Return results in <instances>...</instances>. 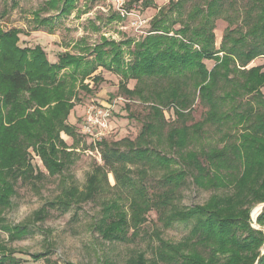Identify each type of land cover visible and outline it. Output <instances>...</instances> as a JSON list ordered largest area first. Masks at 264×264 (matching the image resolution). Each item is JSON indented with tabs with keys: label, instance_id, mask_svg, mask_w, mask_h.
I'll list each match as a JSON object with an SVG mask.
<instances>
[{
	"label": "trees",
	"instance_id": "1",
	"mask_svg": "<svg viewBox=\"0 0 264 264\" xmlns=\"http://www.w3.org/2000/svg\"><path fill=\"white\" fill-rule=\"evenodd\" d=\"M188 1L169 0L150 19L142 38L105 40L86 61L62 52L51 62L40 45L18 47L16 29L0 36L2 46L20 54V64L0 72L7 87L2 94L6 111L0 114V228L10 241L30 232L27 225H10L1 216L11 205L16 181L28 182L39 193L37 182L44 175L31 162V148L49 176H60V192L36 211L37 219L49 209L64 213L101 195L105 200L93 227L108 241H134L152 210L164 229L190 223L178 241L156 230L152 256L138 251L126 264H264V205L255 218L258 227L250 219L251 209L264 203V71L249 66L264 58V0L239 6L237 0H191L185 12ZM58 3L59 15L74 6V0H49L47 7ZM216 19L227 23L218 47ZM123 44L132 45L127 61ZM96 63L119 75L118 89L148 103L149 111L134 139L93 142L101 162H94L79 187L64 173L74 152L60 133L76 134L67 120L75 105L69 103L73 89H65L77 73L86 76ZM93 78L98 82L102 75ZM129 80L135 81L133 88L127 87ZM196 99L206 108L204 115L186 123ZM165 108H172L179 122L166 132ZM208 125L222 132L221 146L198 145ZM163 142L175 155L157 148ZM188 177L195 186L213 191L203 203L180 206L179 189ZM0 249V264H20L16 250L2 243ZM30 256L37 260L44 253ZM97 264L114 263L104 258Z\"/></svg>",
	"mask_w": 264,
	"mask_h": 264
},
{
	"label": "rangeland",
	"instance_id": "2",
	"mask_svg": "<svg viewBox=\"0 0 264 264\" xmlns=\"http://www.w3.org/2000/svg\"><path fill=\"white\" fill-rule=\"evenodd\" d=\"M48 1L0 0V36L12 29L18 30L20 32L17 34L18 47L40 45L51 62H56L62 52L86 61L97 51L98 44L105 40L120 43L127 38L133 40L142 38L150 29V19L157 13L158 8L161 6L166 8L169 3V0H74L71 10L67 14L59 15L61 4L48 8ZM145 1L149 3L148 7L144 6ZM192 1L185 3L183 8L185 12L190 9ZM245 2L246 0H237L236 4L239 6ZM124 10L126 15L121 19L120 11ZM173 14L175 16L176 13L172 12ZM185 15L186 13L183 14ZM43 18L48 22L40 23L39 20ZM138 20H146V23L137 28L134 22ZM226 26V21L216 19L214 29L216 47L220 45ZM104 48L108 49L109 46ZM122 48L123 58L126 61L131 59L128 49H131L132 45L127 47L123 44ZM19 55L13 53L11 47L0 44V72L20 64V61H17ZM110 56L106 57V61H109ZM255 60L252 62H255L256 66H261L264 71V58L259 57ZM210 62L206 61L208 67L211 66ZM254 64L250 63L249 66ZM63 70L65 69L59 71L60 74L64 72ZM99 73L102 80L97 82L93 76H98ZM77 76L65 89V91L73 89L69 103L75 105L69 112L67 120L69 124L74 125L76 134L71 137L61 132L60 136L69 147H73L74 152V162L64 173L72 176V181L82 187L94 162H101L98 149H93L95 145L93 142L97 140L94 141L91 135L83 131L88 116L93 113V107L110 109L108 129L102 131V138L107 140H118L123 137L134 139L143 121L146 120L149 108L148 103L141 102L137 97L124 95L118 89L120 76L103 69L100 63H96L95 69L86 76L80 73H77ZM84 85H87V88H84ZM134 85V80L127 82L129 88H133ZM6 88V85L0 82V114L6 111L2 100ZM262 90L264 91V87ZM205 110L206 108L196 99L191 119L186 123L200 120ZM164 115L166 119L164 132L168 127L179 124L175 120L172 108H165ZM204 129L206 130L201 132L198 145L223 144L220 140L222 132L209 125ZM92 130L97 132L100 128L94 125ZM164 143L157 148L169 155H175ZM28 152L32 154L31 162L35 169L44 174L37 182L40 192L36 193L28 182L18 179L15 194L11 197V205L1 213L5 223L25 224L30 228L28 234L13 241L8 239V232L0 228V244L16 250L14 255L20 258V264H97L98 260L104 258L110 259L114 264H126L127 259L138 251H143L148 258L152 256L157 244L156 230H160L164 238L172 241L180 240L189 231L190 223H176L170 228H162L156 212L152 210L147 214L146 222L141 226L139 236L134 241L105 240L93 227V222L99 217L101 202L105 200L101 195L79 205H73L64 213L49 209L43 219H37L36 211L45 201L53 199L60 192V176H49L40 158L33 156L31 148H28ZM66 179L70 182V177ZM190 180L188 177L186 183L179 189L180 197L177 204L180 206L203 203L213 191L199 188L190 183ZM109 181L113 183L111 175ZM261 209L259 204L251 209L250 216L255 227H258L255 218ZM38 252L44 253V256L34 260L30 255ZM2 254L3 251L0 249V257Z\"/></svg>",
	"mask_w": 264,
	"mask_h": 264
},
{
	"label": "built area",
	"instance_id": "3",
	"mask_svg": "<svg viewBox=\"0 0 264 264\" xmlns=\"http://www.w3.org/2000/svg\"><path fill=\"white\" fill-rule=\"evenodd\" d=\"M124 11H120V14H121L120 18L121 19L123 17H125V15H126V11L125 12ZM143 23H146V20L135 21L134 25H135V27L138 28L141 25H143ZM92 112L93 113L90 116H88V118L86 120V124L84 126V130L83 131L85 133L91 135L93 137V140L96 141V140H100L103 137V132L102 131L108 129L107 119H108V117L110 115V109H109V107H106L105 109H100V108L93 107ZM94 116H96V119H94ZM94 125L98 126L100 128V130H97V132H94V130H92V126H94Z\"/></svg>",
	"mask_w": 264,
	"mask_h": 264
},
{
	"label": "water",
	"instance_id": "4",
	"mask_svg": "<svg viewBox=\"0 0 264 264\" xmlns=\"http://www.w3.org/2000/svg\"><path fill=\"white\" fill-rule=\"evenodd\" d=\"M259 205L262 207V206L264 205V203H260ZM250 219H251V216H250ZM251 220H252V219H251ZM262 251H263V250H262ZM261 254H262V252L260 253V256H261ZM260 256H259V257H260Z\"/></svg>",
	"mask_w": 264,
	"mask_h": 264
},
{
	"label": "crops",
	"instance_id": "5",
	"mask_svg": "<svg viewBox=\"0 0 264 264\" xmlns=\"http://www.w3.org/2000/svg\"><path fill=\"white\" fill-rule=\"evenodd\" d=\"M34 45H36V44H33V45L31 44V45H29V46H32V47H33ZM256 60H257V59H256ZM256 60H255V61H256ZM252 63L254 64L255 62H252ZM252 63H251V64H252ZM255 64H256V63H255ZM255 64H254V65H255Z\"/></svg>",
	"mask_w": 264,
	"mask_h": 264
}]
</instances>
